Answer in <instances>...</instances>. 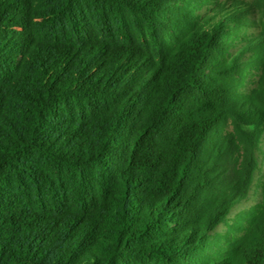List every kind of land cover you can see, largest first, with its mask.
<instances>
[{
  "label": "trees",
  "instance_id": "trees-1",
  "mask_svg": "<svg viewBox=\"0 0 264 264\" xmlns=\"http://www.w3.org/2000/svg\"><path fill=\"white\" fill-rule=\"evenodd\" d=\"M261 3L0 0V264H264Z\"/></svg>",
  "mask_w": 264,
  "mask_h": 264
},
{
  "label": "rangeland",
  "instance_id": "rangeland-1",
  "mask_svg": "<svg viewBox=\"0 0 264 264\" xmlns=\"http://www.w3.org/2000/svg\"><path fill=\"white\" fill-rule=\"evenodd\" d=\"M247 2H251L254 0H245ZM262 9L264 8V0H262ZM264 12L260 11L259 16L263 15ZM258 156H259V160L261 161V157H262V152H258ZM261 172H264V167L261 168ZM262 182V175L260 174H256L255 178H254V188L251 189L249 197L246 201L240 202L239 204H237L235 207L232 208L229 218L234 217L238 212H240L242 209H246L248 208L250 205L254 204L255 202H257L259 200V185Z\"/></svg>",
  "mask_w": 264,
  "mask_h": 264
}]
</instances>
